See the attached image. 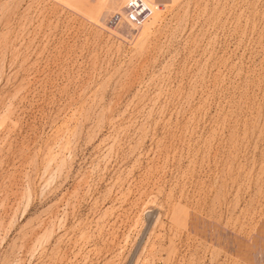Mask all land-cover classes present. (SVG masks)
Instances as JSON below:
<instances>
[{"label":"rangeland","instance_id":"rangeland-1","mask_svg":"<svg viewBox=\"0 0 264 264\" xmlns=\"http://www.w3.org/2000/svg\"><path fill=\"white\" fill-rule=\"evenodd\" d=\"M148 1L0 0V264H264V0Z\"/></svg>","mask_w":264,"mask_h":264},{"label":"built area","instance_id":"built-area-1","mask_svg":"<svg viewBox=\"0 0 264 264\" xmlns=\"http://www.w3.org/2000/svg\"><path fill=\"white\" fill-rule=\"evenodd\" d=\"M124 12L127 24L134 30L139 29L152 13L143 0H128Z\"/></svg>","mask_w":264,"mask_h":264},{"label":"bare ground","instance_id":"bare-ground-1","mask_svg":"<svg viewBox=\"0 0 264 264\" xmlns=\"http://www.w3.org/2000/svg\"><path fill=\"white\" fill-rule=\"evenodd\" d=\"M145 3H146V5L147 6H149V8L151 9V11H152V13H151V16H150V18H148L144 23H143V25L139 28V29H143L144 27H145V25L155 16V14H156V12L157 11H159V7H153L150 3H149V1L148 0H143ZM127 2H128V0H127ZM126 5H127V3L125 4V6H124V11H125V7H126ZM119 16V18H123V20L124 19H126V17H125V12H124V14L123 15H118ZM127 20V19H126ZM124 22V21H123ZM128 22V21H127ZM126 21L124 22V23H127ZM116 24V23H115ZM127 28V27H126ZM129 28V27H128ZM127 28V29H128ZM129 30V29H128Z\"/></svg>","mask_w":264,"mask_h":264}]
</instances>
